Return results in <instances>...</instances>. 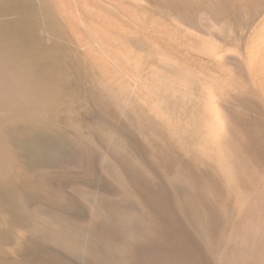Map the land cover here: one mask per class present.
<instances>
[{
    "label": "bare ground",
    "instance_id": "6f19581e",
    "mask_svg": "<svg viewBox=\"0 0 264 264\" xmlns=\"http://www.w3.org/2000/svg\"><path fill=\"white\" fill-rule=\"evenodd\" d=\"M262 13L264 0H0V264L53 259L25 255L27 234L70 246L74 232L38 218L75 197L97 262L264 264V20L233 50L190 32ZM179 37L230 72L174 55L188 51ZM152 56L165 72L149 68L146 89ZM130 65L143 78L134 96ZM58 175L70 179L62 195ZM109 181L120 207L101 196Z\"/></svg>",
    "mask_w": 264,
    "mask_h": 264
},
{
    "label": "rangeland",
    "instance_id": "374dc122",
    "mask_svg": "<svg viewBox=\"0 0 264 264\" xmlns=\"http://www.w3.org/2000/svg\"><path fill=\"white\" fill-rule=\"evenodd\" d=\"M255 15L252 19L250 24H243L242 26H237L235 28V31H231V32H224L220 29V24L212 26L209 25L205 22H201L200 27H198L196 30H191L190 32L193 33V36H191V40L196 41L200 43L203 42H211L212 41V37L215 38L218 41V44H220V46H222L223 48L225 47V49H232L233 50V45L235 44V42H239L242 38H244L246 36V34L244 35V31L246 30L248 32L249 28H254L256 27V25L261 23V20H264V13ZM159 21L161 23H163L164 25H170L171 23L170 21L165 17V15H162V17L157 16ZM257 19V20H256ZM260 21V22H259ZM254 22V23H253ZM204 23V24H203ZM253 23V24H252ZM240 27H242L241 29H243V31L240 29ZM245 31V33H247ZM244 36V37H243ZM180 38V39H179ZM178 40L185 43V48H188V51H184V50H180L178 49V51L180 53H174V55H179V56H184L186 57V59H189L190 64L198 69L199 71H203V72H209L210 70H215L212 72H209L208 74H218L220 72H222V70H226L229 71L230 66L226 65L225 68L221 69V67L215 66L216 62L215 60L213 61L211 58L203 55L202 53L198 52L197 50L193 49L192 47V43L188 41V39H181V37H179ZM233 41V42H232ZM187 44V45H186ZM190 48V49H189ZM182 49V48H181ZM177 51V52H178ZM185 53H184V52ZM233 52V51H232ZM187 54V55H186ZM197 56L196 57H193ZM151 58V59H150ZM194 58L195 60L191 59ZM204 58L206 60H204ZM199 59V60H198ZM198 60V61H197ZM149 63L152 64L153 61H155V58L149 57ZM205 61V62H204ZM211 61V62H210ZM195 62V63H194ZM210 62V65H209ZM147 64L150 66V64ZM201 63V64H199ZM157 66H154L156 65ZM195 64V65H194ZM210 67H208V65ZM215 64V65H214ZM146 65V66H147ZM145 66V67H146ZM151 66L153 67H146V76H144V72H143V76L144 77V81L145 82H141L143 80L142 77H136L135 80V71L133 69V66L130 65L128 71H127V82L129 85V93L131 94V96H134V94H136V92L141 89V86H139L140 84H143V86H145L144 88H148V83H149V79H153L154 77L152 76L153 74H155L154 76L158 77V74L163 75V73L165 72V69L163 67L159 66V63H153ZM159 67V68H158ZM199 67V68H198ZM211 67H215V69L211 68ZM150 68V71H153L151 74L150 72L147 74V72L149 71L148 69ZM145 69V68H144ZM207 69H209V71H207ZM148 70V71H147ZM144 71V70H143ZM219 71V72H218ZM155 72V73H154ZM230 72V71H229ZM148 75V76H147ZM148 81H146L147 79ZM150 77V78H149ZM152 77V78H151ZM141 81H139V79ZM146 79V80H145ZM140 83V84H136ZM134 84V85H132ZM146 84V85H145ZM138 86V87H137ZM131 87V88H130ZM136 88V89H135ZM143 88V87H142ZM135 90V91H134ZM143 90V89H141ZM134 92V94L132 93ZM142 105H144L143 107L146 108L148 107L147 112L150 115H154V109H152L150 106H148L145 102H141ZM153 110V111H151ZM150 111V112H149ZM152 115V116H153ZM154 117L156 118V115H154ZM157 118V121H159V123L161 122L160 119ZM91 129L94 132L99 131V129L97 127L91 126ZM93 146L97 147L96 145L92 144ZM52 154V155H51ZM53 153H48L45 154L43 156V158L41 159L40 163L43 164H49L52 162V160L54 159L55 155L53 156ZM63 161L62 157H59L56 161V166L59 165L61 162ZM56 182L59 188V192L62 195L63 193V188H65L66 186H69V182L70 179H67L66 176L63 175H58L56 178ZM110 184V188L108 189V191H106L105 194H101V196L105 199V204L107 206L110 207H120V200H119V196H118V190L116 187V183L114 181H109ZM78 188V187H76ZM87 188L89 190V194H93L94 192L99 193V188H97L95 185L88 183L87 184ZM81 189V188H80ZM80 192V191H77ZM44 207V206H43ZM45 212L44 214H42L39 218H38V224H42V223H48L50 222L51 225L53 227L56 228V230H60V232L62 231V228H66L71 232H74V236H75V240L74 242H72V244L70 246H52L49 245L47 243H42L41 244H37V243H33L30 237V234H27L25 236V238H23L21 241H19L22 244L23 247V253L26 255H30V256H35L37 259H41V256H43L45 254V252H49L52 254V260H50L49 262H46V264H104V262H97L96 260L92 259L89 255V252H91V250H93L94 248H96L97 250H99V252L101 253V247L95 243V241H89V239H85L84 235H85V223L88 219L89 216V208H86L78 198H74L72 204H70V206H66L65 202H63L61 200V202H59L57 204V206H52V205H46L45 207ZM68 219H70L71 223L70 226L68 224H66L65 222H68ZM12 241V242H11ZM30 241V243H29ZM18 239H17V234H12V236L10 237L8 243H7V248L13 249L16 247V245L19 243ZM24 245V246H23ZM26 245V246H25ZM71 249H67L72 247ZM26 250V251H25ZM22 264V263H21ZM45 264V263H44Z\"/></svg>",
    "mask_w": 264,
    "mask_h": 264
}]
</instances>
